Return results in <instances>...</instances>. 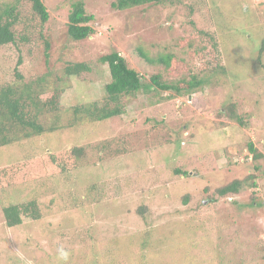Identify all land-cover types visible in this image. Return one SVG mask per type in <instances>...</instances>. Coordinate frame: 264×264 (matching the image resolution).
I'll list each match as a JSON object with an SVG mask.
<instances>
[{"label": "rangeland", "instance_id": "1", "mask_svg": "<svg viewBox=\"0 0 264 264\" xmlns=\"http://www.w3.org/2000/svg\"><path fill=\"white\" fill-rule=\"evenodd\" d=\"M75 1L43 0L49 12L43 25L26 1L18 2L27 26L15 30L31 37L0 48V84L16 82V73L23 78L19 85L41 77L45 89L66 82L53 103L64 119L68 109L102 99L110 77L99 58L113 51L146 80L159 73L168 83L196 76L202 84L187 94L153 88L125 95L119 116L59 127L23 140V148L0 149V168L17 160L21 152L14 150L28 154L0 178V264H62L61 246L70 252L68 264H175L181 258L178 264H264V207L256 204L264 198V45L258 54L264 0H173L127 10L112 8V0H82L94 16V33L76 41L66 32ZM136 47L152 58L171 52L172 70L146 62ZM75 63L89 70L68 77L65 66ZM229 106L237 120L229 117ZM51 111L41 116L45 122ZM249 140L263 157L252 159ZM74 146L82 147L81 157L65 152ZM50 155L84 170L86 184H66L78 198L94 184L98 195L86 198L89 204L59 197L65 209L53 215L55 203L48 207L49 199L34 198V178L55 172ZM179 164L190 176L173 174ZM249 174L255 186L210 199L216 187ZM59 184L54 180L48 188L55 192ZM31 198L42 217L6 226L1 207ZM143 206L144 217L136 211Z\"/></svg>", "mask_w": 264, "mask_h": 264}, {"label": "trees", "instance_id": "2", "mask_svg": "<svg viewBox=\"0 0 264 264\" xmlns=\"http://www.w3.org/2000/svg\"><path fill=\"white\" fill-rule=\"evenodd\" d=\"M20 1L21 0H12L0 5V48L7 44L15 45L18 43L17 40H19V42H27L30 40L31 34L18 35L21 33L15 30V27L20 23H22L23 27L27 26V23L24 20L23 22H20L22 20L21 14L18 12L20 9L18 2ZM24 1L29 4L32 15L34 18H37L40 25H43L48 21L49 12L43 3V0ZM172 1L173 0H112L110 5L112 8L117 10H127L133 7L148 4H165L166 2L169 3ZM260 5L264 6V1ZM260 5L256 4L255 6ZM67 17L68 22L66 32L72 40H83L94 33V28L92 27L94 16L86 12L84 2L82 0H77L71 4V10ZM17 36H19L18 39ZM263 45L264 41H261V45L258 47V54H262ZM48 48L49 42L45 41V49ZM136 53L148 63H158L164 65L166 71L169 72L172 70L171 65L174 61H176L174 54L171 52L158 54L155 58H152L148 56L141 47H136ZM259 57L260 55L257 56V59H259ZM99 60L100 62L107 64L110 77L109 82H107L104 86V96L100 100H93L84 105L68 109V119H64L61 112H59L58 109L54 110L53 106L55 100H58V98L60 100V97L64 92L66 82H57L53 89H45L41 82L43 77H41L34 81L25 82L19 85L17 81H21L23 78L16 73V82L11 85L7 83L0 84V149H3V147L16 149L17 146L19 148H23L25 140L37 139L40 136L53 134L57 132L59 127L72 126L80 123L91 126L94 123L97 124V122L105 121L108 118L119 116L124 111L122 99L125 95H135L136 92L141 90H143L144 93H148L151 92L153 88H157L160 91H172L175 95L182 94V92L187 94L191 93L197 86L202 84V81L198 80L196 76H192L190 80L182 79L176 83H168L161 79V75L159 73L150 75L149 80H146L142 74L128 65L123 56L115 51L101 56ZM88 70V66L84 63H75L65 66V73L68 77L78 75L79 73ZM44 93H48L46 98H44ZM167 98H170L169 95ZM51 105L52 108L49 107ZM229 107V117L237 120L236 115L231 109L232 106ZM50 109H52L50 112L51 121L45 122L41 116L44 115V113H48L47 111ZM246 144L248 152L251 153L253 160H258L263 157L262 153L258 152L254 147L252 141L249 140ZM36 148L38 147L30 149L35 151ZM16 151L21 152V154L17 157V160L12 164V166L9 168H0L1 179H6V174L12 172L11 169L15 167L17 162L22 159L25 160L26 157L28 158V154H24L25 151L21 149L14 150L15 153ZM65 152L68 155L70 154L75 157H81L83 150L80 146H74L66 149ZM194 156L195 155H192L191 157ZM48 158L51 163L55 165V172L48 174L41 173L37 175L34 178L37 182L35 183V186L32 187H36L38 184V190L34 198L41 197L43 200L49 199V206L47 205L48 207H51L52 203L56 204L53 210V215H61L62 210L65 209L61 206V204H59V197L63 200L69 198L73 201L72 204L75 206L76 199L81 200L82 198L83 201L86 202V198H91V194L94 193L98 195V193H95L94 184L90 183L85 187L87 193L83 194L82 197H76V193L74 194L72 190H69L68 187H70V185L66 183L67 181L72 180V184L76 186L77 184H86L87 178L84 174V170H82V168H78L79 166L77 167V165L70 167L65 162H59L55 160V157L52 155ZM213 164H215L214 161ZM179 165L180 166H176L173 169V174L184 177L190 176V172L182 167V164ZM254 169L257 170L258 167L254 166ZM57 179L60 181V187L55 192H51L48 187L52 186V182ZM247 183H250L252 186L256 185L254 182V175L249 174L243 179H232L230 182L216 187L214 190L215 196L213 195L210 199L214 202L217 201L218 198L237 195L239 194L241 188ZM73 188L75 187L73 186ZM91 190L93 191L89 193L88 191ZM56 197L57 199L54 200ZM94 199L97 200L98 197H94ZM189 199V194L182 196V201L185 204L189 202ZM252 202H254V200ZM86 203L89 204L88 202ZM256 204L264 207V198L262 201L256 202ZM144 208L146 207H139L136 210L137 213L143 217ZM71 209H74V207ZM1 211L3 215L2 221L9 227H13L27 221H34L42 217L39 202L33 198L21 203H8L3 205L1 207ZM43 212L52 215L50 212H47V210H44ZM64 215L65 214H63V216ZM147 233H149V231ZM142 247H145L143 243ZM181 261L182 258L180 260H176L175 264H178Z\"/></svg>", "mask_w": 264, "mask_h": 264}, {"label": "clouds", "instance_id": "3", "mask_svg": "<svg viewBox=\"0 0 264 264\" xmlns=\"http://www.w3.org/2000/svg\"><path fill=\"white\" fill-rule=\"evenodd\" d=\"M58 260L62 262V264H68L70 258V252L66 250L64 247H60L57 250Z\"/></svg>", "mask_w": 264, "mask_h": 264}]
</instances>
